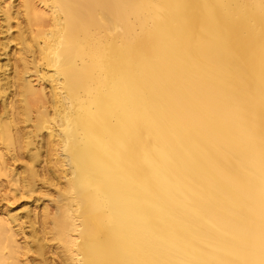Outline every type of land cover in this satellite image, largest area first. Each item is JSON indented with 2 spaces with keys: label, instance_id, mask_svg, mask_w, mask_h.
<instances>
[{
  "label": "bare ground",
  "instance_id": "obj_1",
  "mask_svg": "<svg viewBox=\"0 0 264 264\" xmlns=\"http://www.w3.org/2000/svg\"><path fill=\"white\" fill-rule=\"evenodd\" d=\"M0 58V264H264V0H0Z\"/></svg>",
  "mask_w": 264,
  "mask_h": 264
},
{
  "label": "rangeland",
  "instance_id": "obj_2",
  "mask_svg": "<svg viewBox=\"0 0 264 264\" xmlns=\"http://www.w3.org/2000/svg\"><path fill=\"white\" fill-rule=\"evenodd\" d=\"M14 4L16 5L17 2L16 3L14 2L13 5ZM11 25H12V28H13L12 31H13L15 25H13L12 23H11ZM13 49L15 50V47L14 48L12 47V50ZM9 54H11V53H9ZM3 59L4 58H0L1 64L4 63ZM10 59H12V55H11ZM55 127H56V125H55ZM42 150H43V148H42ZM15 165H16V167H20L22 165V162H18ZM39 169H41V170H39ZM66 169H67V167H66ZM38 171L40 173L43 172L42 168H40V167H38ZM44 174H47V173L44 172ZM59 182L56 180H53L52 183L49 182L47 185L43 186L44 189L46 190V192H44L45 194L43 193V194L37 195V196L33 195L31 197V199L24 198V199L17 200L14 204H12V209L14 208L15 211H19L20 213H24V211H26V210L31 211V212L35 211L38 213V216H39L41 214L43 207H45L47 209V212L50 215L57 213V206H58L57 201H58L59 197H58V194L56 192L55 185L57 186L59 184ZM37 197L39 200L37 201V203H35V202L33 203L32 202L33 198H37ZM39 220H40V218H39ZM39 220L37 219V222H39V223L38 224L36 223L37 225L35 226V228H39V224H40ZM44 257H45L46 262L48 264H71L70 262L64 263L62 261V259L59 258L58 254L54 251V249L51 248V245L46 246Z\"/></svg>",
  "mask_w": 264,
  "mask_h": 264
}]
</instances>
